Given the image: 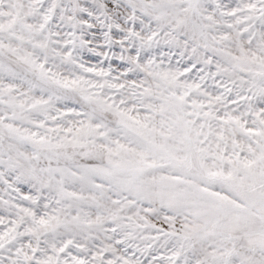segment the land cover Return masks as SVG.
<instances>
[{"label":"snow or ice","instance_id":"snow-or-ice-1","mask_svg":"<svg viewBox=\"0 0 264 264\" xmlns=\"http://www.w3.org/2000/svg\"><path fill=\"white\" fill-rule=\"evenodd\" d=\"M0 264H264V0H0Z\"/></svg>","mask_w":264,"mask_h":264}]
</instances>
